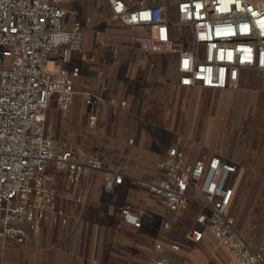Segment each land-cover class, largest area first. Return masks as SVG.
<instances>
[{
    "label": "built area",
    "instance_id": "built-area-1",
    "mask_svg": "<svg viewBox=\"0 0 264 264\" xmlns=\"http://www.w3.org/2000/svg\"><path fill=\"white\" fill-rule=\"evenodd\" d=\"M71 0H0V247L22 245L42 223L67 225L58 205L54 172L65 173L68 186L92 172L102 171L103 186L112 191L123 175L105 170L98 151L82 145L55 143L45 129L46 109L55 99L69 111L80 94L96 122L95 110L102 98L91 91H76L79 67L67 68L74 52H80L87 26L68 22L74 14ZM109 19L124 27L145 31L136 38L148 53L173 57L181 88L217 91L237 90L242 71H254L264 82V0H176L171 7L155 0H105ZM52 62L59 66L48 70ZM180 136L156 163L155 180H137L149 197L175 218L191 205L201 209L195 227L185 233L199 243L206 230L225 247L237 264H264V242L253 249L237 230L231 205L237 165L218 155H189ZM201 198L188 197V189ZM121 220L142 226L143 210L125 204ZM171 222L160 221L169 230ZM264 239V237H263ZM177 251L176 243L169 245ZM90 264H97L94 259ZM135 264V263H129ZM167 264L164 257L147 263Z\"/></svg>",
    "mask_w": 264,
    "mask_h": 264
},
{
    "label": "crops",
    "instance_id": "crops-1",
    "mask_svg": "<svg viewBox=\"0 0 264 264\" xmlns=\"http://www.w3.org/2000/svg\"><path fill=\"white\" fill-rule=\"evenodd\" d=\"M83 1L67 4L68 8L74 3V14L68 22L77 21L87 30L80 52L72 54L66 67H79L75 90L94 92L102 103L95 110L96 122L91 125V111L80 94L74 96L69 111H62L51 99L45 129L55 143L82 145L89 152H100L103 169L119 171L123 180L107 191L102 171H98L68 186L65 173L53 171L57 202L64 209L68 224L44 222L22 245L8 243L0 247V264H90L94 259L97 264H137L147 263L152 257H164L167 264H223L220 258L201 256L218 252V248L226 253L227 264H237L208 230L199 243L186 240L185 233L195 227L200 206L191 205L175 218L136 181H152L161 174L156 163L166 158L167 149L177 136L187 142L184 148L189 155H218L252 171L264 167V82L256 72L242 71L237 90L212 91L220 99L208 104L203 132L193 139L179 132H164L156 124L160 117L170 116V108H174V125L185 109L180 89L186 88L177 84L173 57L170 56L173 75L165 79L163 64L169 55L143 51L136 42L145 33L143 29L111 21L105 0H97L96 5L87 3V11ZM80 4L84 8L80 9ZM99 7L102 11L96 10ZM49 64L52 70L59 67L51 61ZM191 105L198 110L199 103ZM188 197L201 198L193 188L188 189ZM241 199L235 190L231 209L235 210ZM125 204L144 211L140 228L121 220L119 209ZM162 219L171 222L169 230L160 228ZM179 223L189 227L180 232L175 225ZM172 243L179 246L177 251L170 249Z\"/></svg>",
    "mask_w": 264,
    "mask_h": 264
},
{
    "label": "rangeland",
    "instance_id": "rangeland-1",
    "mask_svg": "<svg viewBox=\"0 0 264 264\" xmlns=\"http://www.w3.org/2000/svg\"><path fill=\"white\" fill-rule=\"evenodd\" d=\"M130 1L134 3L137 0ZM174 1L176 0H155V2L168 4L170 7ZM90 2L96 5L97 0H84L83 4H86V6H84L86 11L87 5ZM73 5L74 3L71 4L68 9L71 10ZM84 7L80 4V9ZM96 10L102 11V8L99 7V9ZM45 67L48 70H52V66L49 62L45 65ZM173 72L174 63L173 59L169 56L168 59L164 60L163 64V74L165 79H171ZM180 91L182 93L180 98L182 97L181 100L184 101L185 109L184 111H180L178 121L173 125L172 120L176 118L175 113L177 111L171 107L170 116L165 118H162L161 116L156 124L159 125L164 132H169L171 134L172 132H179L193 139L194 136H197L204 130L205 114L207 113L206 110L208 104L211 101H218L220 96H218L217 93H213L208 90L180 89ZM193 102L199 103L198 110L197 107L196 110H193V106L191 105ZM174 127L178 128L175 129ZM241 145L242 143H239V147H241ZM262 148H264V146ZM233 183L235 184L236 190L242 199L238 206H235V210L233 208L231 209V215L235 218L239 231L254 247L258 248L263 245L264 242V167H261L260 170L252 171L248 170L243 165H239L237 174L233 179ZM175 225L178 227V231L180 230V232L189 227L188 224L183 223ZM201 256L205 258H220L223 264L229 263L226 253H223L219 248L218 252H214L211 255L208 254Z\"/></svg>",
    "mask_w": 264,
    "mask_h": 264
}]
</instances>
